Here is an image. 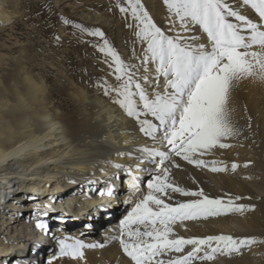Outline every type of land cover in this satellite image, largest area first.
<instances>
[{"label": "bare ground", "instance_id": "1", "mask_svg": "<svg viewBox=\"0 0 264 264\" xmlns=\"http://www.w3.org/2000/svg\"><path fill=\"white\" fill-rule=\"evenodd\" d=\"M19 4L20 0H0V264L11 261L7 259L9 255L2 254L12 255L18 247L23 248L20 249L22 262L27 264L41 263L43 259L45 264H134L116 237L121 235L120 221L148 191L147 181L158 174L156 164L160 158L149 157L143 149L167 151L163 132L158 131L155 138L145 136L136 118L129 117L115 103L116 93L105 94L104 88L90 89L88 83L79 84L77 77L66 73L59 74L53 85L46 83L42 75H34L32 69L42 50L21 43L17 32L10 30L20 12ZM239 10L258 21L250 7L239 6ZM162 16L170 35L195 37L197 43L208 46L206 34L197 25L184 32L174 13L167 10ZM145 48L146 43L133 53L126 47L125 63L139 69L136 79L151 98L153 89L163 92L164 85L163 77L155 74L154 63L149 61L146 67H141ZM109 71L104 86L115 87L118 81L113 70ZM145 75L148 80L143 79ZM58 92L65 93L69 100L58 99L55 95ZM134 99L139 104V97ZM229 109L231 122L238 130V135L226 141L231 146L216 147L198 157L222 162L220 166L227 171L214 173L174 156L163 166L171 168L170 179L185 189H203L210 198L225 200L239 196L241 199L236 203L255 205V208L243 214L234 212L206 220L178 221L173 225V238L228 234L255 237L257 243L241 255H216L211 261H193V264H264V80L242 79L232 90ZM140 118L158 124L149 114ZM172 159L180 165L178 168L171 166ZM233 162L239 165L234 172ZM98 173H102L101 179L93 180ZM122 181L125 190L119 188ZM138 181H141L139 187ZM98 182L117 195L121 193L125 202L115 212L94 214L93 237H81L76 228L63 229L59 222L53 223V231L47 223L46 229L40 228L45 219L37 212L43 200L46 206L59 204L61 209H68L71 203L73 209L68 210L83 213L93 207L92 199L103 190ZM36 191L43 197L35 196ZM171 196L166 202L197 199L179 193ZM38 234H44L52 242L51 252L45 248L34 252L32 247H27L26 244L36 239L38 242ZM61 240L66 244L78 240L96 246L84 247L83 259L63 256L50 260L59 251ZM192 247L185 245L184 254ZM175 255L180 254L169 253ZM163 258L167 260L168 256ZM9 259L13 261L10 264H18L12 256Z\"/></svg>", "mask_w": 264, "mask_h": 264}, {"label": "snow or ice", "instance_id": "2", "mask_svg": "<svg viewBox=\"0 0 264 264\" xmlns=\"http://www.w3.org/2000/svg\"><path fill=\"white\" fill-rule=\"evenodd\" d=\"M163 3L180 21L184 32H189L191 25H197L206 34L208 46L197 43L195 37L166 34L141 0H117L119 11L130 14L133 19L135 36L146 43L141 67L151 61L156 76L163 77V92L154 88L151 98L136 79L139 69L125 63L105 33L99 28L83 29L90 36L100 38L101 42L95 47L104 55L105 63H109L118 81L115 87L105 86V94L116 93L115 103L129 117L136 118L140 131L152 138L162 131V141L168 146L167 151L143 149L149 157L160 158V163L156 164L158 174L147 181L148 191L120 221L121 235L116 239L134 264H193V261H211L216 255H241L257 243L255 237L218 234L173 238V225L178 221L206 220L234 212L243 214L255 205L236 203L241 199L239 196L225 200L210 198L203 189H185L170 179L171 168L163 165L174 156L214 173L227 171L220 166L222 162L198 157L216 147H230L227 139L238 135L229 109L234 87L250 77L264 80V0H163ZM239 6L250 7L258 21L242 14ZM143 79L148 80V76ZM136 96L139 104L134 99ZM144 114L155 118L158 124L151 119H141ZM171 166L180 165L172 159ZM238 167L233 162L231 170L234 172ZM171 193L197 199L166 202L172 199ZM39 226L48 227L44 222ZM185 245L193 246L186 254ZM95 246L78 240L66 244L61 240L59 251L50 260L63 256L83 259L82 249ZM169 253L180 255L173 257Z\"/></svg>", "mask_w": 264, "mask_h": 264}, {"label": "rangeland", "instance_id": "3", "mask_svg": "<svg viewBox=\"0 0 264 264\" xmlns=\"http://www.w3.org/2000/svg\"><path fill=\"white\" fill-rule=\"evenodd\" d=\"M141 2L157 26L170 35L169 26L164 24L162 16L168 10L163 0H141ZM9 8L11 9V7ZM19 10L10 30L17 32L21 43L28 44L30 48L36 45L42 50V53L36 57V65L33 67L32 73L42 75L47 81L46 83L50 85H53L52 83L61 73H66L69 76L77 77L79 84L88 83L90 89L104 88L105 91V77L110 73L109 63H105L104 55L95 47L97 43L101 42L100 38L90 36L88 31H83V29L93 31L99 28L103 31L105 37L125 62L126 47L130 48L133 53H137L138 48L144 44L135 36V25L130 14L119 11L117 0H20ZM66 20L69 23H65ZM129 24L133 26L128 27ZM5 52L8 53V51ZM55 95L60 100H69L65 93L58 92ZM101 174L94 175L93 180L101 179ZM98 184L103 185V190L92 199L93 207L88 211H83V213H77L75 210L70 211L68 209H73L71 203L68 205V209H61L59 204L57 207L46 206L47 204L43 200L38 206L37 214L45 219L44 223L50 226V231H53L54 224L59 222L63 229L76 228L81 237L90 235L93 237L96 229L93 222L94 214L103 212L105 215L107 211L115 212L120 210L119 206L125 202L121 193L117 195L116 191L107 189L108 186L105 184H101V182ZM123 184V181L120 182L119 188L127 189ZM140 184L141 181L136 183L138 187ZM34 194L39 198L43 197L40 191H36ZM52 202L50 200V203ZM25 211L29 210L25 208ZM39 240H41L40 243H38ZM38 242L36 239L33 243L26 245L32 247L34 252H37L39 248H45V251L49 253L53 249L51 247L54 245L44 238V234H38ZM17 249L19 250L13 251L14 255L11 253L2 255L12 256L18 264H23V252L21 251L23 248L18 247ZM9 256L7 259L13 262ZM40 262L37 264H45L44 259Z\"/></svg>", "mask_w": 264, "mask_h": 264}]
</instances>
